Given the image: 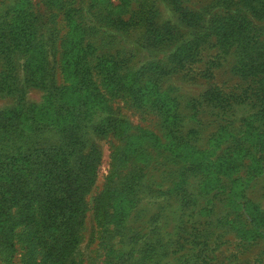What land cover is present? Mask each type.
I'll return each mask as SVG.
<instances>
[{
    "label": "rangeland",
    "instance_id": "374dc122",
    "mask_svg": "<svg viewBox=\"0 0 264 264\" xmlns=\"http://www.w3.org/2000/svg\"><path fill=\"white\" fill-rule=\"evenodd\" d=\"M140 8L177 37L208 36L197 61L158 82L184 121L138 104L162 93L149 75L126 84L125 72L112 73L113 56L139 70L170 55L139 40L144 27L113 22ZM12 9L36 19L30 31L23 16L0 30V156L27 158L18 194L46 202L53 217L77 192L82 201L62 258L43 263L17 237L0 247V264H264V0H0V17ZM8 33L34 34L43 49L5 46ZM176 144L181 161L169 154ZM193 146L221 152L211 171L195 167ZM218 178L221 187L200 195L202 180ZM5 201L0 194V208Z\"/></svg>",
    "mask_w": 264,
    "mask_h": 264
},
{
    "label": "trees",
    "instance_id": "16d2710c",
    "mask_svg": "<svg viewBox=\"0 0 264 264\" xmlns=\"http://www.w3.org/2000/svg\"><path fill=\"white\" fill-rule=\"evenodd\" d=\"M184 11H181L183 14L182 20L185 18V15L188 14ZM26 11L21 12L16 9L8 10L0 17V30L5 29L7 25H9V29L12 31L13 28L17 27V23L15 18H21L22 16L25 18V22L20 27L23 30L34 29V20L36 17L34 15H26L24 14ZM28 16L30 19H28ZM71 17V14H69ZM121 20L113 21L115 24H127V27H124V30H127L130 27H144L141 30L139 40L146 36L147 44L154 48H157L159 51L162 50H170V55L167 58L162 60H154L148 64L143 65L139 70H131L127 65L125 60L124 66L120 64L121 68L124 71H121L119 64L115 61L116 57H112L113 66L112 73H118L119 71L124 73L121 77L122 79H126V84L131 82H137L138 78L141 79L142 75H149V84L155 88L157 92H162L159 87V80H161L164 74H168L177 69L186 68L187 65L194 63L201 57L202 45L207 42L208 36L203 32H195L193 36L189 39L181 38L180 36H176L171 28L161 25L154 12L150 9L146 11V9L140 8L136 9L129 20H123V18L118 17ZM187 22L193 23V18H185ZM148 27V29H146ZM148 31V32H147ZM219 37H224L223 32L216 33ZM29 39H17L12 33H8L3 36V43L5 46L10 47L13 44L22 46L26 44L27 41L30 46L40 44L41 49H43V42L34 37V34H31ZM233 36V35H232ZM8 40L9 42H6ZM26 40V41H25ZM22 43V44H21ZM21 44V45H20ZM173 45L172 48L169 46ZM2 45H0L1 48ZM5 48L7 51H12L11 48ZM168 47V48H167ZM5 50V51H6ZM4 51V52H5ZM9 52V51H8ZM10 53V52H9ZM11 63H9L10 65ZM115 64V65H114ZM11 67V66H10ZM115 70V71H114ZM136 78V80H135ZM116 80V79H115ZM139 84V82H137ZM138 90H142L144 88L138 87ZM146 104V106L152 107L154 109L168 112L167 116H170L176 122L184 121L183 116L180 113V102L177 99L169 98L163 92L160 94V97L156 99L155 103L152 104L149 101H145L143 98L138 99V104ZM192 113L190 116H196L198 113L199 103L197 100H191L188 104ZM259 114V113H258ZM259 114L257 117H260ZM7 126V125H5ZM5 129V127H4ZM3 130V127L0 126V134ZM192 133V135H191ZM261 133L258 132L255 136L259 138ZM189 138H195V134L193 131H190L188 134ZM187 143H191L186 141ZM240 152L242 149H239ZM191 153L199 156L201 158V162L198 165H195L197 169H207V172L213 169L214 164H210L212 161V155L221 152H218L216 147L207 148V150H200L196 146L192 147ZM171 158L173 160H183L182 156L184 152H179L178 145H174L170 147L169 152ZM21 159L17 157H10L7 159H2L0 156V194L6 197V203L3 207L0 208V247L5 249L14 248L16 244V238H19L20 242H24L32 252H39L42 256L43 263L45 260H50V262L58 261L61 256L65 255L70 249V243L72 239H76V232L73 230L72 226L77 217L78 208L81 204L82 197L77 192L70 200L62 202V208H65V211L62 215L58 217H53L51 210L47 207V203L43 201H39L40 203L34 205L32 199H27L26 197L19 196V190L24 188H28L29 179L26 177V174L31 172L32 170H28L27 167L24 166L25 160L27 158ZM231 165L232 169L238 170L242 167V158L237 159ZM221 166V165H220ZM221 172V169L219 167ZM26 172V173H24ZM187 172V171H186ZM191 174V171H189ZM129 177V176H128ZM204 178V176H203ZM185 179V178H184ZM240 181L239 178L235 179L234 182ZM125 183L127 180L124 181ZM244 182V181H243ZM181 186L183 183L177 182ZM223 183L218 178L217 180L203 181L199 185L200 187V195L205 193L206 190L210 189L214 191V189H218L221 187ZM223 189V188H222ZM199 198V197H197ZM43 200V198H42ZM253 205V204H252ZM253 209L255 211L256 205H253ZM212 206H209L207 209L210 211ZM234 212L237 215H242L240 212L242 210L241 207L236 206L234 208ZM61 217V218H60ZM57 219H60L58 222ZM20 231V232H19ZM19 233V234H18Z\"/></svg>",
    "mask_w": 264,
    "mask_h": 264
}]
</instances>
